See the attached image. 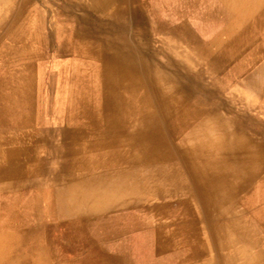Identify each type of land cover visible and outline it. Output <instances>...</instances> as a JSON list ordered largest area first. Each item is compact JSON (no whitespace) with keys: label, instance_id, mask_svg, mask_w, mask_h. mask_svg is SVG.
<instances>
[{"label":"bare ground","instance_id":"6f19581e","mask_svg":"<svg viewBox=\"0 0 264 264\" xmlns=\"http://www.w3.org/2000/svg\"><path fill=\"white\" fill-rule=\"evenodd\" d=\"M86 1L93 12L114 7L113 0ZM11 2L0 11V42L7 40L0 45L5 57L0 60V194H5L0 195V264H56L49 248L37 243L46 217L77 223L92 240L105 242L99 248L107 259L102 264H136L125 244L136 233L128 231L130 226L145 228L135 235L143 241V255L151 253L143 264H165L182 252L190 257L198 237L192 227L205 232L197 264H264V207L257 204L264 195V146L240 128L248 122L232 104L220 114L221 98H213L215 90L198 81L203 75L182 61L191 60L177 45L178 38L181 45L192 40L185 18L177 22L165 14L163 21L173 24L160 25L167 35L162 48L175 55L152 72L139 46L126 43L123 3L113 14L117 37L89 23L69 28V18L42 29L45 20L35 17L39 12L27 6L28 0ZM237 2L246 4L247 13H264V1L227 0ZM228 12L243 14L242 9ZM129 17L138 21L140 14L131 10ZM236 27L228 25L223 40L215 37L209 45L196 41L193 57L207 59L221 81L241 77L247 89L264 98V84L252 81L250 72L264 54L263 40H247L246 49L236 41L242 38ZM51 47L58 57L56 74L63 76L55 95V127H49L48 111L38 115L33 104L34 71L45 70L42 60ZM259 67L264 79V64ZM182 77L188 83H181ZM259 179L261 185L256 181L255 190L243 196ZM45 191L50 201L43 205L39 193ZM149 196L153 202L146 204ZM159 210H175L177 231L164 232L160 224L146 228L147 215ZM174 233L182 236L181 243L166 247L163 241ZM108 240L115 241L109 245Z\"/></svg>","mask_w":264,"mask_h":264},{"label":"rangeland","instance_id":"374dc122","mask_svg":"<svg viewBox=\"0 0 264 264\" xmlns=\"http://www.w3.org/2000/svg\"><path fill=\"white\" fill-rule=\"evenodd\" d=\"M113 1L114 7L109 8L108 6H105L103 8V12H101V10L93 12L95 10L86 7V0H28L27 6L34 7L36 8L37 12H39L34 14L35 17H37L38 14L39 16H43L45 21L42 23V29H44V27L48 25H54V22L59 18H69L67 19L68 22L65 23L69 28H71L72 26L82 28L83 26H87L89 23L90 25H97L101 29H105L109 33L118 37L120 30L119 26L117 25V17L113 14L115 13V9H117L116 7H118L119 3H123V8L125 9L126 14L122 23V32L126 39V43L128 44V42H130V44H136L139 46L140 50H142L141 53L143 54V56L149 58V66L150 68L153 67L152 72H154V68H156L155 71L157 70V68H159L158 63H167L168 56L175 55V52L173 50H169V48L167 49L165 47L164 49L162 48L161 42H163V40H166L167 35L164 32L165 29H161L160 25L164 24L165 26H169L173 24H170L167 21H163V18H168L165 14H170V16H173V18H175V21L177 22L179 21V18H185L191 30L190 33L192 34V40L186 44L183 43V45H181V40L180 38H178L177 45L178 48H180L179 50L187 49V51L190 52L188 57L191 56V60L188 59L187 62L185 60H182V58L181 60L185 65L187 64V69H189L190 72L197 70L199 74L203 75L201 80L198 81L199 83H202L203 86L215 90L218 95L214 96L213 98H221L220 101L223 104L220 108V114L225 115L227 113V110L224 108L227 107V104H232V106L236 110L240 111L239 113L243 115L241 116V119H246V122H248L244 126H240V128L245 130L247 134L252 137V139L262 143L264 146V98L260 94L255 93L253 90L247 89L244 84L245 80H243L241 77L229 81H221L219 77L221 76V74L216 70H213V67L210 65V63L207 62V59H204L202 62H200L201 60L198 61L197 58L193 57L192 52L194 50V43L196 41H200L209 45V43L215 37H219L221 40H223V38H221L220 36L223 35L225 37L227 33L224 34V30L228 25L233 24V22L234 25H237L236 33L242 36V38H236V41L239 40L240 42L245 44V47L247 46L246 49L250 48V45L246 43L247 40L248 42L249 40L253 41V39L254 41L257 40L259 42L263 40L262 42L264 43V13L259 15L253 12L247 13L244 11V9L246 8V4L239 2H237L236 4H228L227 0H162L165 1L166 4L161 0ZM250 1L263 3L264 0ZM10 3H12L11 0L1 1L0 11L2 7L4 8L6 5L9 6ZM228 9H236L237 11L239 9H242L243 14L240 16L239 12L231 14L228 12ZM131 10L137 11V13L140 14V18L138 19V21H135L134 19L133 21L130 19L129 12ZM84 16H86V19L84 18ZM74 17H81V19H75L76 21H73L72 18ZM94 18H97L99 21H96ZM111 21L113 22V24H111ZM240 23L245 24V26L247 27H241L242 25H240ZM2 34L3 32H0V37ZM144 34L146 36H144ZM61 39H63V37ZM228 39L230 40V38ZM1 44H7V40L4 37H2L0 45ZM0 48H4V46ZM53 51L55 52V47L49 48V50H47L46 52V58H44V61L42 60V62H44L47 66L45 70L43 69V71H41L36 69L34 71L33 85V104L36 108L35 113L37 111L38 113L36 114L41 115L40 111L42 109L43 111L46 109V111H48L50 119L49 127H55L54 121L52 120L53 116H57V113L54 111L55 95L57 93V90H59L63 84V76H60L61 78H59L56 74V71L58 69V57L56 56V54H54ZM145 53L147 54L145 55ZM3 54L4 53L0 51V60L5 58ZM176 58L178 57L176 56ZM262 64H264L263 53L259 54V56L255 60V65L253 66L255 70H250V72H252L253 74L252 81L259 80L260 84H264V79L260 78L259 76V66H261ZM199 68L201 73L199 72ZM47 71H50V74L48 77L47 75L45 77L44 74H46ZM152 72L150 74H153ZM181 81V83H188V79L185 77H182ZM6 84L3 85L5 89H7ZM66 85L67 87H70L69 84ZM164 87L167 88L168 85L164 84ZM236 101L238 102V104H236ZM63 114L66 117L68 116L67 109L63 112ZM46 178L48 179V177ZM256 181L261 185V179L255 180L250 185L248 190L243 194V196H247L251 193L252 190H255V186L257 185ZM39 194L41 197L39 200L40 203L43 205L48 204V202L50 201L49 193L45 191L44 193ZM0 195L5 194L1 193ZM147 198L148 200H145L146 204H150L151 202H153L152 197L149 196ZM258 198L259 201H257V204L259 203L263 208V193L261 194V197ZM239 205H242L241 208H249L250 210L256 208H254L252 205H249L248 207L244 204ZM258 205L257 207L259 208ZM42 208L46 210V208ZM174 211L172 213H168L161 212L159 210L155 215L150 212L147 215L148 221L146 228L154 227L152 229L156 230L155 228L160 224L162 225V229L164 232L172 233V231H177L175 226L178 224V220L176 218L177 216H175ZM57 219L46 217V219L43 221V225L41 226L42 228L40 232V239L37 240L38 245L46 246L49 248L50 253L54 256L53 260L56 264H102V261L106 263L107 259H105V257H101V253L99 252V248L103 246L105 247V242L92 240V236L89 235V230H79L77 228L79 224L77 223L73 225L69 222H66V219ZM144 229L145 228L139 229L141 230L139 232L136 231L137 229L130 226L128 231L132 234L135 232L139 234L142 233ZM191 230L193 231V234L198 236L197 239H195V242L192 241L193 244L190 247L191 256L185 258V254L183 255L182 252L178 256L176 255L172 258H169L170 260H168L167 262L165 260L167 264H171V261H175L177 262V264L183 261L187 262L188 264H197L198 262H200L201 258L196 253V249H200L201 244H203V241L201 239L204 238L205 232L203 231V229H198L197 227H192ZM97 232H99V234L101 233V231ZM136 233L134 234V237H129V241H127L125 244L127 250L129 249V247H131V253H128L129 258L136 264H143L144 259L148 260L149 256H151V253L147 252L146 256L143 255L146 252V249L144 248V246L141 247V245H143V241L140 236H135ZM163 234L164 237H167L165 233ZM178 237L181 238L182 236L180 234L177 235V233H174L172 239H170L169 242L167 239L163 241L164 245L166 247L169 245L170 248H172L173 245H176V243H181V239H179ZM114 241L115 240H108L109 245ZM195 243L198 244L196 245ZM153 246H155V241L148 243V247ZM193 251L195 252V255L192 254ZM255 251L256 250H250L251 255H253Z\"/></svg>","mask_w":264,"mask_h":264}]
</instances>
